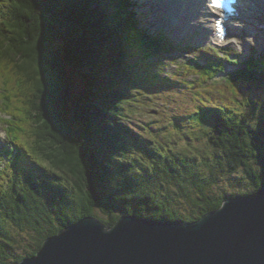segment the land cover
I'll return each instance as SVG.
<instances>
[{
  "label": "trees",
  "instance_id": "16d2710c",
  "mask_svg": "<svg viewBox=\"0 0 264 264\" xmlns=\"http://www.w3.org/2000/svg\"><path fill=\"white\" fill-rule=\"evenodd\" d=\"M121 1L0 0V76L22 115L10 133L18 151L6 149L10 163L0 169V264L36 257L49 238L90 217L109 227L131 215L199 221L236 195L216 189L233 173L239 196L264 189V96L213 106L211 90L191 92L196 85L165 75L155 61L160 40L132 0ZM241 66L225 85L235 94L264 89V56ZM194 70L207 83L222 66ZM72 71L86 89L77 100H68ZM180 89L190 107L140 124L150 109H174ZM194 142L206 146L196 151ZM26 233L34 244L27 257L14 252Z\"/></svg>",
  "mask_w": 264,
  "mask_h": 264
},
{
  "label": "water",
  "instance_id": "95a60500",
  "mask_svg": "<svg viewBox=\"0 0 264 264\" xmlns=\"http://www.w3.org/2000/svg\"><path fill=\"white\" fill-rule=\"evenodd\" d=\"M18 264H264V189L230 198L199 221L90 217Z\"/></svg>",
  "mask_w": 264,
  "mask_h": 264
},
{
  "label": "rangeland",
  "instance_id": "374dc122",
  "mask_svg": "<svg viewBox=\"0 0 264 264\" xmlns=\"http://www.w3.org/2000/svg\"><path fill=\"white\" fill-rule=\"evenodd\" d=\"M133 1H134L133 3H135L138 0H133ZM168 2L169 1H167L165 4L166 7L164 5L163 8H161V6L159 4H157L156 6L153 7V10H155V11H152V12L148 11V13L144 11V8L146 5L142 3V4H140L136 13L138 14L139 20H140L141 25L143 27L146 26V27L153 28L154 33L164 32L167 35V37L169 38L170 42H172V46H174L175 49L178 48L179 46L181 47V44H183V45L185 44L186 46H193L195 49H198V50H196V53H194V52H183L180 49H176V51H174L173 53L166 54L162 59L158 58L157 60H155L156 62H160L161 64H163V66L166 69L165 75L179 74L180 77L182 76V77L186 78V80H188L189 82H193L194 84H198V83H196V81H194L197 78L196 73H194L193 71L190 70L186 74H184V70L181 71V69H179V66L192 68L193 65L190 62H193V59L197 58V57H203V59H208L209 61H214L213 59H215V57L212 56V54H214L212 49L210 51V54L205 53L204 49H210L212 47H211V44L203 38L205 28L208 26L209 21H212V19L200 18L198 23L195 21L191 22L190 28L183 29L182 27L180 28V26L178 25L179 28L177 29L173 25V22L176 23V20L174 19V17H172V18L170 17L168 19L166 18V17H168L167 14H170L169 11L167 12V9H169V5H171V3H172V2H169V4H167ZM176 25H177V23H176ZM203 29H204V31H203ZM176 34H178V37H175ZM253 34H254L253 30L247 31L246 33L238 36L239 38L242 39L241 41H238V42L232 43V44L227 43L226 46H222L220 48L222 49L223 52L225 51V53L227 52V50H230V51L235 50L234 53H237L240 56H236V55H234V53L232 54V56L238 57L241 61H244V60L248 59L249 57L253 56V54L257 52L256 48H259V50L262 51V53H264V46L262 45L264 43H261V45L258 44L255 41L256 39L253 37ZM247 40H251L252 43L248 44L246 42ZM247 44H248V46L249 45L250 46L247 47ZM199 50H202V51H199ZM250 51H251V53H250ZM217 52L219 53V51H217ZM232 68L234 69V67H232ZM69 70H71V68ZM227 70H229V67L227 68ZM229 71L231 72L233 70H229ZM72 72L74 73V71H72ZM74 80L76 83L75 89H74L75 91L73 92V96L71 98H69L68 100H72V99L77 100V98L83 97V95L85 94L84 92L86 91L85 87H83L82 78H81L79 72H76V74L74 73ZM200 87H201L202 91H208L209 92L211 90L210 95H208L207 98H212L213 103L214 104L216 103L219 106H221L223 104L235 106V104L238 102V100L242 101L247 97H252L253 100L254 99H257V100L261 99L262 100L263 96H264V89L261 86H257V85L253 86L251 89H243V91L241 93H236V94L234 93V91L232 92V90L230 88L225 86V83L222 81H218L214 85H212V83L207 84L205 86V88L202 87L201 85H200ZM6 91H9V89L7 88V83H5L4 75H2V76H0V148L4 147L5 149H8L9 142L11 143L12 138H9L7 140L5 138L4 131H5V129H10L9 134L11 133V136H12L14 126H17V127L19 126V124H20L19 120L22 118V115L20 114V112H18L16 110V108L19 106V101L16 98L12 97L13 96L11 94L12 91H10L11 93L6 92ZM187 93H188L187 91L180 89L181 95L179 97H176L174 102H173L174 109H172V107L170 105L166 106V107H158L156 105V107H158V108H153V109H150L147 111L149 113L148 116H147V112H144V116H147V117H143V116H141V118L139 117L140 118L139 119L140 124H142L148 120H158L157 118H160L161 116H165L166 113L171 112V110H172V112L176 113V110L178 112H182L185 108L190 107L189 106V100L185 97V96H187L186 95ZM84 100H85V96H84ZM230 101H233L232 104H230ZM217 105H213V106H217ZM33 113H34V111H32V114ZM31 122H33V117L30 121V124H31ZM28 128L29 127H26L27 130H28ZM23 136L28 141V135L26 133H24ZM180 137L182 139H180L179 142L182 145V147L192 144V143H189L188 141H186L184 137H182V136H180ZM180 137L175 136V138L177 140H179ZM203 142H205V141H203ZM21 143H22V141H21ZM193 144H194L195 148L193 147L192 149L196 150V151H199L200 149H204L206 146L205 144H203L204 146L201 145L199 142H194ZM187 149H191V147L187 148ZM0 153H2V152H0ZM5 157H8V155L7 154L1 155V159H2L1 164L3 166L0 167V169L6 168V166L10 163V161L7 160ZM9 177H11V175L6 177L5 185L7 184V182H9V180L7 179ZM239 177L240 176L236 175L235 173H233L232 175H229L228 177H226L225 179L220 181L219 186L216 189L226 193L228 197H232L233 196L232 194H234V193L236 195L238 193L237 196H239V194L242 192V189L240 188V186L238 184V178ZM5 181H3V182H5ZM245 192H247V193L252 192V188L250 186H246ZM187 208H188V204L186 202H183L179 206V209L181 210L182 214H185L188 212ZM98 214L100 216H102L100 213H98ZM16 238L18 239V241L16 242L17 245H16V248L14 249V252L20 253V254L25 255L27 257L29 255V254H27L28 250H31L30 248L34 249L33 239H31L32 235L26 233L25 235H20Z\"/></svg>",
  "mask_w": 264,
  "mask_h": 264
},
{
  "label": "bare ground",
  "instance_id": "6f19581e",
  "mask_svg": "<svg viewBox=\"0 0 264 264\" xmlns=\"http://www.w3.org/2000/svg\"><path fill=\"white\" fill-rule=\"evenodd\" d=\"M138 1L143 2V0H138ZM145 1H147V0H145ZM167 1L168 0H154V1L148 0V2L151 5L157 3L161 6V8L164 7V5L166 4ZM254 1H255V4L252 7H248L246 5L249 9V13H246L244 15L243 19L241 18L239 21H237L236 23L233 24L232 36L228 40L227 43L232 44V43H236L238 41H241L242 39L239 38L238 36L246 33L247 31L253 30V32L255 33V28H256V26L254 25V23L256 21L255 16H258V15L262 16V19L259 22L260 23L259 26L262 27V35L258 39H256L255 41L264 43V0H254ZM169 2H172V3H171V5H169V9H167V12L169 11L171 13V11L173 12V10H174V12H173V15L167 14V16L171 17V18L174 17L177 25L175 22H173V25L177 29L179 28L178 25L180 26V28L182 27L183 29L190 28L191 27L190 23L192 22V20H194L193 17H200V16L201 17H203V16L207 17L209 15L213 16L212 13H214V14L216 13V11L211 8V5L209 7L207 6L208 3L212 2L209 0H169ZM169 2L167 4H169ZM165 7H166V5H165ZM146 10H149V8L147 7L144 11L146 12ZM252 15H254V17H252ZM168 17H166V18H168ZM214 29L215 28H214L213 21H212L208 24V26L205 29V32L203 34L204 37L206 38L207 42H209V39H212L215 37L216 34L214 33ZM178 34H176L175 37H178ZM246 42L248 44L252 43L251 40H247ZM248 44H247V47L250 46V45L248 46ZM262 45L264 46V44H262ZM234 197H236V196H234ZM234 197H232V198H234Z\"/></svg>",
  "mask_w": 264,
  "mask_h": 264
},
{
  "label": "clouds",
  "instance_id": "9594fccd",
  "mask_svg": "<svg viewBox=\"0 0 264 264\" xmlns=\"http://www.w3.org/2000/svg\"><path fill=\"white\" fill-rule=\"evenodd\" d=\"M236 4V0H230L229 5L227 6V10L229 13L235 12V8L232 5Z\"/></svg>",
  "mask_w": 264,
  "mask_h": 264
}]
</instances>
